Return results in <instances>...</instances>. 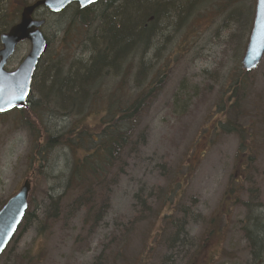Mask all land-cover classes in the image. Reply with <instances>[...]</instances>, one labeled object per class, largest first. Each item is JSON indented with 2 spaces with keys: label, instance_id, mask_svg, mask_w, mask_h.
<instances>
[{
  "label": "rangeland",
  "instance_id": "1",
  "mask_svg": "<svg viewBox=\"0 0 264 264\" xmlns=\"http://www.w3.org/2000/svg\"><path fill=\"white\" fill-rule=\"evenodd\" d=\"M205 1L197 0V11L181 26L164 31L146 51H130L110 73L109 79H128L132 88L144 79L154 92L139 117L125 174L101 196L109 203L106 213L88 218L72 205L79 192L65 188L71 159L65 145H54L46 161L38 156L47 136L65 131L75 118L94 127L103 105L89 109L87 101L67 116L45 108L32 112L33 102L43 105L35 87L25 115L0 114V208L29 179V209L38 215L20 228L0 264H264L256 229L264 223V58L251 72L242 67L256 1ZM36 16L46 19L50 42L40 74L64 53L73 55L75 45L65 44L60 16L44 9ZM248 20L247 32L242 23ZM30 51L31 43L22 42L9 69ZM230 120L239 133L226 124ZM151 190L156 193L144 208L139 195ZM47 194L64 195L59 219L48 218ZM69 207L74 213L65 216Z\"/></svg>",
  "mask_w": 264,
  "mask_h": 264
},
{
  "label": "trees",
  "instance_id": "2",
  "mask_svg": "<svg viewBox=\"0 0 264 264\" xmlns=\"http://www.w3.org/2000/svg\"><path fill=\"white\" fill-rule=\"evenodd\" d=\"M14 1L17 2L0 0V35L19 21L22 7L29 4L22 0L19 5L18 1V7L13 10ZM194 1L197 0H100L86 8L72 5L55 15L64 20L65 27L61 32H64L65 44L70 49L73 48L72 44L75 45V50L71 56L64 53L58 61H52L56 65L54 68H43L40 74L37 71L32 90L36 87L43 101L39 102L43 105L33 102L29 109L33 112L34 109L39 111L45 108L43 112L48 114L61 112L67 116L87 101L86 108L89 109L104 106V115L94 127L80 123L75 118L65 131L48 135L43 148L38 151L40 160H45L54 145H65L68 148L71 159L68 168L63 171L65 178L63 175L59 178L65 179V188L78 190L79 195L72 205L76 206L75 209H85L88 218L108 211V200L106 197V200H101V196L108 194L118 182L119 176L125 174L127 158L135 151L139 138V117L148 107L147 103L154 92L150 82H143L144 79H137L132 88L128 79H109L110 73L118 70L119 63L127 59L130 51L133 54L146 51L161 40L164 31L173 26H176L174 29L181 26L193 11H197ZM216 2L221 6L223 0L212 1ZM231 12L228 10L226 13L229 16ZM237 23L239 25L240 21ZM251 23L249 20L242 23L247 32ZM78 50L82 54H77ZM86 53L88 59H85ZM68 61L69 67H66ZM238 103L235 102L233 106ZM26 110L22 109V115H25ZM226 124H233L231 130L234 132L241 131L231 120ZM34 139L37 143L38 136ZM155 193L151 190L143 198L139 195L144 208L149 206L148 200ZM161 196L163 194H159ZM47 197L52 208L48 218L59 219L64 195L54 197L47 194ZM70 207L65 216L74 213ZM37 218L36 211L29 209L21 229ZM256 229L259 230L256 234L261 247L264 223L257 222ZM251 239L253 253L257 257L261 254L260 249L257 252V241L254 237Z\"/></svg>",
  "mask_w": 264,
  "mask_h": 264
},
{
  "label": "water",
  "instance_id": "3",
  "mask_svg": "<svg viewBox=\"0 0 264 264\" xmlns=\"http://www.w3.org/2000/svg\"><path fill=\"white\" fill-rule=\"evenodd\" d=\"M100 0H37L22 9L20 21L0 36V108L8 112L15 108H26L31 92L32 81L39 62L47 49V40L41 31L45 20L34 17L37 10L46 8L53 13H60L73 3L86 8ZM58 9V10H57ZM30 41V53L20 66L8 71L6 66L15 54L18 45ZM264 58V0H256L253 26L242 66L247 71L254 70ZM31 183L26 180L20 191L12 196L0 209V256L8 247L19 229L28 209Z\"/></svg>",
  "mask_w": 264,
  "mask_h": 264
},
{
  "label": "bare ground",
  "instance_id": "4",
  "mask_svg": "<svg viewBox=\"0 0 264 264\" xmlns=\"http://www.w3.org/2000/svg\"><path fill=\"white\" fill-rule=\"evenodd\" d=\"M196 3H197V1H195V4H196ZM45 53H46V51H45ZM45 53H44V54H45ZM43 58H44V56L42 57V60H43ZM41 62H42V61H41ZM55 66H56V65H52V63H50V64H47L46 66H44V68H45V69H47V68H49V67H53V68H54ZM177 228H178V227H177ZM179 228H181V225L179 226Z\"/></svg>",
  "mask_w": 264,
  "mask_h": 264
},
{
  "label": "snow or ice",
  "instance_id": "5",
  "mask_svg": "<svg viewBox=\"0 0 264 264\" xmlns=\"http://www.w3.org/2000/svg\"><path fill=\"white\" fill-rule=\"evenodd\" d=\"M93 2H94V0H93ZM58 10V9H57ZM3 90L2 89H0V92H2ZM4 109L3 108H0V111H3Z\"/></svg>",
  "mask_w": 264,
  "mask_h": 264
}]
</instances>
